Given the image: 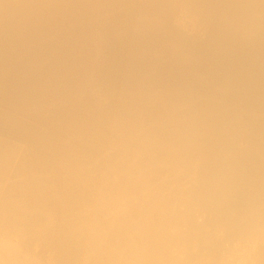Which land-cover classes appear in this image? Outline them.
Returning <instances> with one entry per match:
<instances>
[{
    "label": "bare ground",
    "instance_id": "obj_1",
    "mask_svg": "<svg viewBox=\"0 0 264 264\" xmlns=\"http://www.w3.org/2000/svg\"><path fill=\"white\" fill-rule=\"evenodd\" d=\"M0 264H264V0H0Z\"/></svg>",
    "mask_w": 264,
    "mask_h": 264
},
{
    "label": "rangeland",
    "instance_id": "obj_2",
    "mask_svg": "<svg viewBox=\"0 0 264 264\" xmlns=\"http://www.w3.org/2000/svg\"><path fill=\"white\" fill-rule=\"evenodd\" d=\"M184 17H186L183 13H182V15L180 16V20H179V24H180V26L182 27V28H186V25L188 24V26L187 27H189V24H190V26H192V29H191V27H189L190 29H191V32H195L194 30V28L197 26H194V23L196 24L197 23V21H195L196 19H191L190 17L189 18H184ZM183 20L185 21V22H183ZM190 20V21H189ZM192 20V21H191ZM190 22V23H189ZM194 22V23H193ZM183 24V25H182ZM184 25H185V27H184ZM194 27V28H193ZM188 28V29H189ZM189 29V30H190ZM4 132L5 133H7V131L6 130H4Z\"/></svg>",
    "mask_w": 264,
    "mask_h": 264
}]
</instances>
